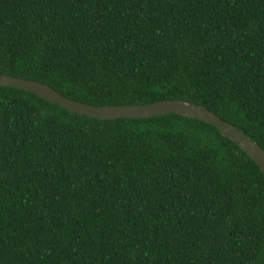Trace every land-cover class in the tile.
Returning <instances> with one entry per match:
<instances>
[{"label": "trees", "instance_id": "1", "mask_svg": "<svg viewBox=\"0 0 264 264\" xmlns=\"http://www.w3.org/2000/svg\"><path fill=\"white\" fill-rule=\"evenodd\" d=\"M0 73L201 104L264 149V0H0ZM0 264H264V173L195 118L0 86Z\"/></svg>", "mask_w": 264, "mask_h": 264}, {"label": "water", "instance_id": "2", "mask_svg": "<svg viewBox=\"0 0 264 264\" xmlns=\"http://www.w3.org/2000/svg\"><path fill=\"white\" fill-rule=\"evenodd\" d=\"M0 86L23 89L40 96L48 102L59 104L75 114H85L100 119L147 118L169 113L195 118L215 126L221 135L238 145L264 173V149L232 123L220 118L216 113L201 104L183 99H162L146 104L93 105L66 97L44 82L5 73H0Z\"/></svg>", "mask_w": 264, "mask_h": 264}]
</instances>
